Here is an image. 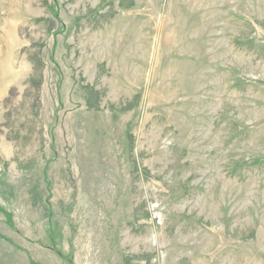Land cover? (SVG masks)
Here are the masks:
<instances>
[{
	"label": "rangeland",
	"instance_id": "374dc122",
	"mask_svg": "<svg viewBox=\"0 0 264 264\" xmlns=\"http://www.w3.org/2000/svg\"><path fill=\"white\" fill-rule=\"evenodd\" d=\"M0 264H264V0H0Z\"/></svg>",
	"mask_w": 264,
	"mask_h": 264
}]
</instances>
